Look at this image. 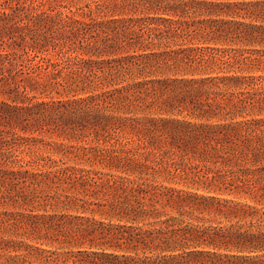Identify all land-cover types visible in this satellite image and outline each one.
Returning a JSON list of instances; mask_svg holds the SVG:
<instances>
[{"label":"trees","instance_id":"trees-1","mask_svg":"<svg viewBox=\"0 0 264 264\" xmlns=\"http://www.w3.org/2000/svg\"><path fill=\"white\" fill-rule=\"evenodd\" d=\"M1 6L0 185L95 186L108 201L100 220L0 211V264H264V0H106L89 20ZM127 132L143 157L103 160L123 175L10 165L45 135Z\"/></svg>","mask_w":264,"mask_h":264},{"label":"rangeland","instance_id":"rangeland-1","mask_svg":"<svg viewBox=\"0 0 264 264\" xmlns=\"http://www.w3.org/2000/svg\"><path fill=\"white\" fill-rule=\"evenodd\" d=\"M106 0H42L44 9H53L55 12H63L64 14L74 15L76 18H83L89 20L87 17L103 18L104 14L97 12V4H102ZM3 0H0V8H2ZM236 49H251L243 46H233ZM261 48V47H257ZM54 53L46 54L48 58L56 60L58 57ZM246 56L256 55L246 53ZM261 74V71H255ZM35 95L31 92L29 96ZM38 98L45 97L40 93L36 94ZM51 97H58L56 93L50 95ZM0 98H7L4 94L0 93ZM149 114L156 116L155 111L140 113L138 116H148ZM141 139H137L133 134L118 133L109 139H95L94 136H89L82 139H73L69 137H59L58 135H45L42 141H30L23 143L21 146L16 147L14 150L15 163H11L15 170L29 169L32 172L45 173L54 170L55 165L61 167L74 166L77 169H84L85 171H101L103 173H114L123 175L120 172L111 170L105 167L103 162L105 155L112 154V151L119 150H133L141 144ZM143 150H139L136 156L143 157ZM115 154V153H114ZM120 154V153H119ZM29 163V164H28ZM52 167V168H51ZM91 178H95L89 175ZM21 181V180H20ZM29 182V181H28ZM178 179L164 180L160 179L159 184L167 187L185 188L183 184H177ZM72 184H51L50 181L44 180L41 184L32 185L27 184H8L0 185V211L8 210L11 212H34L38 215H53L65 214L71 218L75 216H84L95 218L97 220L105 219L102 216V211L107 210L99 205H107L108 198L105 195V190L95 186L81 187L80 185L71 186ZM73 187V188H72ZM84 206L88 209L84 212L81 209ZM10 228V227H9ZM26 232L24 228L20 229L17 233L20 235ZM13 231L3 234L7 238L21 239L22 236L13 237ZM24 241L34 243L27 237H23ZM7 251H0V255L6 254ZM12 254H15L14 252ZM72 264V263H70Z\"/></svg>","mask_w":264,"mask_h":264}]
</instances>
